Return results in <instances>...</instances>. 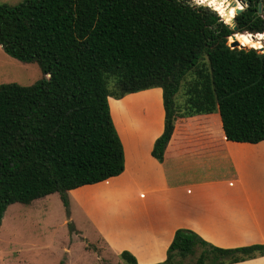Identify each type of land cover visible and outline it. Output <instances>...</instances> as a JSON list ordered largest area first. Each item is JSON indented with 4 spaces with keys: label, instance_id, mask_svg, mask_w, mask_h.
Returning <instances> with one entry per match:
<instances>
[{
    "label": "trees",
    "instance_id": "1",
    "mask_svg": "<svg viewBox=\"0 0 264 264\" xmlns=\"http://www.w3.org/2000/svg\"><path fill=\"white\" fill-rule=\"evenodd\" d=\"M199 1L210 6L192 0L0 2V45L42 72L30 85L0 84V228L14 203L57 192L69 212L70 191L123 173L116 125L122 133H157L162 117L158 97L126 107L128 94L162 89L164 129L151 152L160 162L205 147L224 149V140L213 143L215 113L224 139L264 140V50L255 48L264 43V0H247L235 15L236 28L227 22L236 10L229 0ZM232 34L251 47H231ZM110 97L121 99L112 112ZM136 109L146 112L137 116ZM119 256L139 264L129 250ZM259 256L264 243L221 247L178 228L166 259L153 264L187 258L232 264Z\"/></svg>",
    "mask_w": 264,
    "mask_h": 264
},
{
    "label": "crops",
    "instance_id": "2",
    "mask_svg": "<svg viewBox=\"0 0 264 264\" xmlns=\"http://www.w3.org/2000/svg\"><path fill=\"white\" fill-rule=\"evenodd\" d=\"M151 90L162 94L161 88ZM163 129L164 115L157 133L118 131L125 170L85 185L96 188L83 186L94 194L90 198L83 197L86 192L77 197L107 246L118 255L131 251L139 264H153L166 259L178 228L221 247L264 243V140H227L212 129L213 143L224 140V149L205 147L160 162L151 152ZM232 264H264V256Z\"/></svg>",
    "mask_w": 264,
    "mask_h": 264
},
{
    "label": "rangeland",
    "instance_id": "3",
    "mask_svg": "<svg viewBox=\"0 0 264 264\" xmlns=\"http://www.w3.org/2000/svg\"><path fill=\"white\" fill-rule=\"evenodd\" d=\"M21 1L24 0H0L9 4H17ZM192 1L209 5L199 0ZM41 76L42 72L37 63L23 62L14 58L0 45V84L17 82L30 85L38 81ZM147 95L159 98L163 117V96L162 94L158 96L151 89L128 94L122 99L126 107H130ZM120 100L109 98L111 112L112 103L118 104ZM145 112L144 109H136L137 116L144 115ZM211 125L220 136L222 128L218 113L212 116ZM116 127L119 128L117 125ZM118 131L122 132L120 128ZM92 187L96 188V186ZM104 187L105 184L100 186V189ZM80 191L82 192L75 190L69 192V212L57 192L38 198L32 204L10 205L0 228V264H126L107 246L92 222L93 215H90V211L77 199L83 192H86L82 194L85 198H90L94 194L88 193L89 189ZM184 264H193V262L187 258Z\"/></svg>",
    "mask_w": 264,
    "mask_h": 264
},
{
    "label": "water",
    "instance_id": "4",
    "mask_svg": "<svg viewBox=\"0 0 264 264\" xmlns=\"http://www.w3.org/2000/svg\"><path fill=\"white\" fill-rule=\"evenodd\" d=\"M230 4H229V8L235 6V0H229ZM240 4V7H236L235 13L232 16L231 20L228 22L233 28H236V24H235V15L241 13L245 7L249 6L250 2L247 0H238ZM216 10V9H215ZM259 12L260 13H264V5L262 2H260L259 4ZM231 41H229V45L231 47H239V48H249V46L244 45L243 43H240V41L236 38L235 34H232L231 36ZM260 51L264 50V45H262L261 47L258 48Z\"/></svg>",
    "mask_w": 264,
    "mask_h": 264
},
{
    "label": "snow or ice",
    "instance_id": "5",
    "mask_svg": "<svg viewBox=\"0 0 264 264\" xmlns=\"http://www.w3.org/2000/svg\"><path fill=\"white\" fill-rule=\"evenodd\" d=\"M235 7H240L238 0H235Z\"/></svg>",
    "mask_w": 264,
    "mask_h": 264
},
{
    "label": "bare ground",
    "instance_id": "6",
    "mask_svg": "<svg viewBox=\"0 0 264 264\" xmlns=\"http://www.w3.org/2000/svg\"><path fill=\"white\" fill-rule=\"evenodd\" d=\"M244 44V43H243ZM245 45V44H244ZM259 47H261V46H258V47H256V48H259Z\"/></svg>",
    "mask_w": 264,
    "mask_h": 264
},
{
    "label": "clouds",
    "instance_id": "7",
    "mask_svg": "<svg viewBox=\"0 0 264 264\" xmlns=\"http://www.w3.org/2000/svg\"><path fill=\"white\" fill-rule=\"evenodd\" d=\"M253 34H255V33H253Z\"/></svg>",
    "mask_w": 264,
    "mask_h": 264
}]
</instances>
